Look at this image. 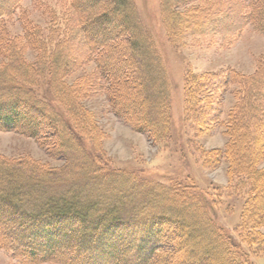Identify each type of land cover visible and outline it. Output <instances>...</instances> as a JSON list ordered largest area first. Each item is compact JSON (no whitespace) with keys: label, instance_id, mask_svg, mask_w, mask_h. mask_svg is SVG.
Masks as SVG:
<instances>
[{"label":"trees","instance_id":"obj_1","mask_svg":"<svg viewBox=\"0 0 264 264\" xmlns=\"http://www.w3.org/2000/svg\"><path fill=\"white\" fill-rule=\"evenodd\" d=\"M161 1L167 31L177 29L179 34L196 25L205 33L212 28L225 46L246 26L264 34V0ZM67 2L60 17L52 9L45 35V30L30 24L21 0H0V44L7 39L4 51L14 55L16 70H21L12 75L11 67L0 68V131L35 138L50 156L63 161L62 168L55 169L0 156V249L19 264H253L239 235L215 221L210 208L216 206L207 203L191 178L184 180L185 185L146 189L147 182L136 174L126 173L124 180L126 171L106 174L78 145L80 138L70 127H84L90 120L64 81L75 67L94 61L101 75L96 87L102 90L107 82L114 113L156 143L170 137V86L133 0ZM15 16L24 25L22 37L7 36L5 25ZM228 19L234 24L218 25ZM75 42L81 50L72 55ZM28 47L37 55L36 65L20 57ZM262 72L258 68L246 77L227 70L215 81L213 74L188 76L184 99L185 113L191 116L189 106L206 105L213 95L217 102L226 91L236 96L227 133L231 143L235 138L233 160L242 154L240 174L250 173L252 188L238 232L246 231L244 242L255 253H264V169L255 166L264 151L257 140L264 134ZM42 81L58 93L61 116L35 95L33 86ZM152 83L160 88L154 89ZM204 128L196 130L199 136ZM227 149L221 153L227 156ZM214 153H202L204 165L216 162ZM167 199L179 207L186 204L193 213L164 205ZM198 241L207 244L206 251L200 253Z\"/></svg>","mask_w":264,"mask_h":264},{"label":"rangeland","instance_id":"obj_2","mask_svg":"<svg viewBox=\"0 0 264 264\" xmlns=\"http://www.w3.org/2000/svg\"><path fill=\"white\" fill-rule=\"evenodd\" d=\"M66 2L67 0H21V7L26 10L30 24L38 25L45 30L46 35L52 9L60 17L63 12L62 5H66ZM133 2L141 25L150 34L154 50L160 56L168 78L170 137L156 143L148 135L134 130L125 119L118 117L110 105L107 82L101 80L102 84L106 85L102 90L96 87L100 85L101 76L97 72L96 63L85 61L64 78L71 88L72 96L78 105L83 106L90 120L84 127H70L80 138L77 140L80 143L78 145L84 149L88 159H92L96 166H101L106 174L112 176L126 171L123 180L126 173L136 174L147 182L146 189H152L155 185L165 188L179 183L185 185L184 180L191 178L198 191L207 199V203L216 206L210 208V214L215 221L237 237L239 235L238 239L242 246L248 249L253 264H264V253H255L247 246L244 242L246 231L242 234L238 232L241 212L252 188L250 180L247 179L250 173L246 177L240 174L244 171L242 154L238 155L240 158L233 160L236 151L235 138L231 143L227 133L226 125L229 123V114L236 96L232 95L231 91H226L224 99L217 102V95H213L212 101L206 105L201 102L194 105L195 107L189 106L188 110L192 108L189 111L191 116L185 113L184 103L188 76L209 78L210 74H213L211 79L215 81V76L227 70H235L246 77L253 76L258 68L264 73V34L252 26H246L231 44L225 46L212 28H206L205 33L198 31L196 25L192 28L197 32L186 29L178 34L177 29L172 28L167 31L163 23L161 0ZM194 20L192 19V22ZM221 21H218V25L223 27L234 24L230 19L229 22ZM23 27L22 21L15 16L5 25L7 36L22 37ZM6 41L7 39H4L3 44H0V68L11 67L10 74L20 75L21 70H16L19 64L14 55L4 51ZM20 43L23 44L21 40ZM78 43H73L72 55L81 50ZM23 52L20 54L23 61L29 62L30 65L37 64V55L33 48H25ZM71 59L69 63L74 61ZM144 85L148 87L146 83ZM152 86L154 89L160 88L158 83H152ZM33 89L43 103L50 105L58 114L63 112L58 93L49 82H38ZM230 89H233V86ZM201 126L205 128L199 136L196 130ZM261 128L264 129V125ZM257 140L258 144L261 142L260 147L263 149L264 134ZM227 148L229 151L226 156L221 152L225 149L227 152ZM204 151L215 152L214 155L218 159L214 164L204 165ZM0 156L5 159L47 164L55 169L63 166V161L50 156L35 138L9 131H0ZM255 163L256 169H264V151L259 154ZM163 204L175 205L170 199L164 200ZM176 207L177 210L183 209L188 215L193 213V209L186 207V204ZM261 230L264 232V227ZM206 235L208 236V233ZM204 244L203 241H198V246L202 248L200 253L207 250V244ZM0 264L19 263L10 253L0 249Z\"/></svg>","mask_w":264,"mask_h":264}]
</instances>
